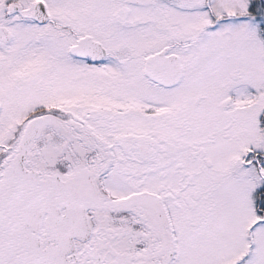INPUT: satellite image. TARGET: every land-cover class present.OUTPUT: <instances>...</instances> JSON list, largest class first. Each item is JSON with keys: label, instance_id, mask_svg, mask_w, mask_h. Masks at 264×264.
<instances>
[{"label": "snow or ice", "instance_id": "obj_1", "mask_svg": "<svg viewBox=\"0 0 264 264\" xmlns=\"http://www.w3.org/2000/svg\"><path fill=\"white\" fill-rule=\"evenodd\" d=\"M0 264H264V0H0Z\"/></svg>", "mask_w": 264, "mask_h": 264}]
</instances>
